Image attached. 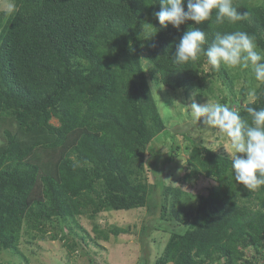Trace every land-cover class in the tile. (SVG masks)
<instances>
[{"label":"trees","instance_id":"1","mask_svg":"<svg viewBox=\"0 0 264 264\" xmlns=\"http://www.w3.org/2000/svg\"><path fill=\"white\" fill-rule=\"evenodd\" d=\"M8 1L11 9L0 10V253L24 257L18 249L23 232L42 239L49 233L54 240L66 227L75 237L65 240L68 249L79 245L94 255L92 246L100 248L110 234L138 233L95 220L103 211L149 207L155 193L145 157L167 127L148 76L198 97H217L218 91L220 101L245 118L252 86V106L264 108V84L249 86V70H209L203 57L173 63L189 26L206 32L205 47L216 33L245 31L264 50V0H233L246 13L235 24L217 23L213 15L179 31L159 25L153 15L159 0ZM240 78L247 85L236 88ZM186 150L181 181L203 176L215 183L193 196L158 180L159 203L151 209L163 227L144 224L139 234L153 241L151 231H169L164 243L157 238L163 248L152 263L145 241L141 264H264V186L248 191L238 184L231 157L201 138ZM81 217L91 223L92 236Z\"/></svg>","mask_w":264,"mask_h":264},{"label":"rangeland","instance_id":"2","mask_svg":"<svg viewBox=\"0 0 264 264\" xmlns=\"http://www.w3.org/2000/svg\"><path fill=\"white\" fill-rule=\"evenodd\" d=\"M11 7L12 3L10 1L0 0V10L9 11ZM250 74L253 77H251ZM245 75L249 86L250 84L257 85L259 83L255 80L250 70L248 74ZM148 82L150 89L151 84L156 83L150 76H148ZM242 84L247 85L240 78V80L236 82L235 87L239 88ZM158 86L162 89L152 91V94L167 128L153 138L150 144L153 152L151 153L148 151L149 149H147L145 157L146 161H151V164L147 165L146 174L151 188H154L155 191L151 201L148 202L150 206L130 210L103 211L98 214L95 220L100 227L108 228L113 224L121 227L129 225L130 228H134L138 233L135 235L123 234L117 237L110 234L107 241L100 240L102 245L100 248L92 246L91 249L97 252V254L94 255L87 252L86 248H81L79 245L73 251H70L65 245V240L70 243L75 237L68 233L66 227H63V231H58V238L54 240L49 237V233L45 234L44 239H42L40 236H33L32 234L23 232L18 243V249L19 253H22L24 257L8 252H1L0 264H141L140 257L143 255L142 248H144L145 241H147V247L145 246L144 249L146 250V254H148V260L150 263L154 261L156 255L159 253L158 247L162 250L164 239H166L169 231H151L154 230L158 224L161 227L157 228L162 229L163 227L154 216L153 212L157 210L153 211V209H151L153 204L159 203L158 196L156 195V192L160 188V186L157 185V183L160 184L158 180L163 181L164 185H180L193 196L196 194H205L207 188L215 183L212 179L200 176L191 183L182 182V177L185 172L184 166L187 159L186 145L190 144L193 140L198 141L201 138L204 144L218 153L227 154L228 149L225 139L218 135L215 129L205 127V129L202 130V126L191 122V118L183 104H190L192 102L190 97L195 92H187L184 89L170 90L165 86L163 87L161 84H158ZM250 91H252V86H250L248 94ZM216 93L217 97H198L195 95V100L197 103H205L208 100L210 102L227 104L220 101L222 94L218 93V91ZM248 94L246 96V101H249ZM50 121L53 124H58L55 118H51ZM183 129L186 130L185 133L179 131ZM154 152H157L155 160L153 157L155 154ZM172 152H175L174 158L167 161V163L164 162L165 164H161ZM155 162L158 167L156 169L154 168ZM80 222L83 227L89 231V235L92 236L93 233L90 231L91 223L88 219L81 217ZM144 224L151 228V230H149L151 231L150 234H152V237H155L153 241H151L150 236L147 238L140 237L139 231ZM79 233L81 232L79 231ZM64 235H66L65 237H67V239H60V237ZM157 238H160L163 243L160 244ZM96 256L100 258L95 259ZM93 258L95 260H93Z\"/></svg>","mask_w":264,"mask_h":264},{"label":"clouds","instance_id":"3","mask_svg":"<svg viewBox=\"0 0 264 264\" xmlns=\"http://www.w3.org/2000/svg\"><path fill=\"white\" fill-rule=\"evenodd\" d=\"M159 4L160 10L153 13L159 25L164 29L171 25L177 31L188 21L201 25L213 15L221 24L225 21L235 24L246 15L237 11L233 0H159ZM206 44V32L189 26L175 45L173 63L186 65L203 57L209 70H219L222 65L250 70L255 80L264 84V50H258L254 37L247 32L216 33L207 47ZM151 89L152 92L162 88L153 83ZM195 95L190 97V104L183 105L193 124L215 129L225 139L235 181L248 191L264 186V108L252 106L257 100L256 93L248 94L245 106L248 118L227 104L208 100L197 103Z\"/></svg>","mask_w":264,"mask_h":264}]
</instances>
